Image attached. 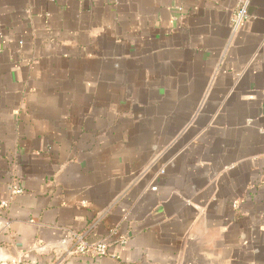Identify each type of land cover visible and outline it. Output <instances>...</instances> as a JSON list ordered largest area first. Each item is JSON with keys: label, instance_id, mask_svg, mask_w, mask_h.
Masks as SVG:
<instances>
[{"label": "crops", "instance_id": "obj_1", "mask_svg": "<svg viewBox=\"0 0 264 264\" xmlns=\"http://www.w3.org/2000/svg\"><path fill=\"white\" fill-rule=\"evenodd\" d=\"M238 5L0 0L1 263L264 264V0Z\"/></svg>", "mask_w": 264, "mask_h": 264}, {"label": "built area", "instance_id": "obj_2", "mask_svg": "<svg viewBox=\"0 0 264 264\" xmlns=\"http://www.w3.org/2000/svg\"><path fill=\"white\" fill-rule=\"evenodd\" d=\"M251 0H239L238 8L234 14L233 18V27L237 29L239 25L245 21L249 17V5ZM156 189V188H154ZM24 192V188L19 184H13L12 186V194H21ZM237 206V202H234V207ZM72 241V242H71ZM75 242V247L73 249L74 253L85 254L88 251L92 250L99 256H104L107 254L109 249V243L105 240L96 243L90 244L88 243L83 236L76 235L68 240H65L64 244H73ZM0 264H26L22 259H13L9 263H1Z\"/></svg>", "mask_w": 264, "mask_h": 264}]
</instances>
